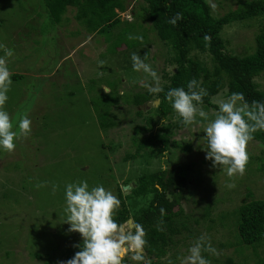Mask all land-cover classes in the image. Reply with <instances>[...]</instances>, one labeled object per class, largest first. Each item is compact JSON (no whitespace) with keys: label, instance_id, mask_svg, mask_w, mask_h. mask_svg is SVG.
Segmentation results:
<instances>
[{"label":"rangeland","instance_id":"rangeland-1","mask_svg":"<svg viewBox=\"0 0 264 264\" xmlns=\"http://www.w3.org/2000/svg\"><path fill=\"white\" fill-rule=\"evenodd\" d=\"M207 1L215 16L235 9L239 3ZM125 5L129 13L138 7V1L125 0ZM75 13V8L68 7L60 22L55 23L45 0H0V45L14 53L7 58L12 84L4 110L14 126L20 113H26L32 121L31 133L15 140L13 152L0 150V264H58L69 259L66 250L72 251L81 236L68 232L70 225L64 222L66 184L87 180L90 188L103 185L118 197L117 186L124 194L130 190L123 188L124 181L131 179L127 184L131 186L142 173L183 163H192V168L187 171V187L176 211L181 209L178 218L190 229L191 237L183 230L175 236L180 241L163 257L151 261L152 255L149 259L145 254L143 264H182L189 247L202 234L210 237L220 253L218 257L202 253L208 255L211 264H224L230 259L231 264L256 263L264 255V243L253 248L239 247L234 242L238 207L251 198H264V174L255 170L264 159V145L249 141L251 163L242 177L234 178V188L226 187L230 182L226 171L212 167L204 150V129L218 108L201 106L209 114L208 119L197 116L188 126L173 112L166 115L165 125L161 123L163 116L151 109L159 104L155 102L159 98L142 105L130 103L134 94L146 89L143 83H152L143 71L133 70L132 53L143 54L141 59L147 57L145 63L157 72L161 85L167 81L165 74L175 70L171 60L166 62L171 56L168 47L156 43L158 39L149 24L146 29L139 27V21L123 20L121 26L130 34L123 35L122 46L114 48L97 31L89 32L83 22L75 19ZM119 14L125 17L124 12ZM263 24L264 19H249L226 25L228 48L237 54L253 52L254 36ZM129 35L142 36V40L132 39L140 45L128 49ZM4 55L0 48V57ZM14 73L19 76L14 77ZM255 81L264 90V75ZM101 89L112 91L115 104L108 106L102 101ZM224 92L215 97L217 107L219 100L227 98ZM107 106L105 118L100 117L97 112ZM148 117L155 119L149 125ZM165 132L168 147L160 143L156 148L138 146L139 137ZM45 182L46 186L37 187ZM53 184L59 186L55 195ZM125 264L133 262L126 258Z\"/></svg>","mask_w":264,"mask_h":264},{"label":"trees","instance_id":"trees-1","mask_svg":"<svg viewBox=\"0 0 264 264\" xmlns=\"http://www.w3.org/2000/svg\"><path fill=\"white\" fill-rule=\"evenodd\" d=\"M137 1L138 7L131 8L129 13L126 11L125 0H45V3L55 23L60 22L68 7L75 8V19L83 22L89 32L97 31V34L103 35L114 48L122 46L120 38L123 35L130 34L126 27L121 26L124 23L123 20L128 23L139 21V27L143 26L146 29L149 24L150 30L158 39L156 43L160 41L163 46L168 47L171 56L166 59V62L171 60L175 70L165 74L167 81L161 85L163 91L159 94L150 93L146 88L134 94L130 103L142 105L153 97L159 98V104L151 109L156 115L163 116L161 118L174 112L165 98L167 91L175 87H183L187 91V84L192 79L197 80L199 88L207 91L201 105L204 108H218L214 100L222 91H225L223 95L227 97L234 92H241L249 104L253 100L264 102V90L258 87L255 81L256 77L264 75V24L255 34L254 50L249 54H237L229 49L224 30L226 25L233 22L264 19V0H238V6L235 9H230L221 16L213 15L212 6L207 0ZM119 12H124L125 17L121 18ZM176 13H182L183 19L174 26L168 23V20ZM129 28L134 30L133 27ZM205 37L209 39L206 40ZM113 38L116 42H113ZM150 41L155 43L153 39ZM140 43L130 39L126 47L129 49ZM147 53L150 54V51ZM205 56L208 58L207 61ZM153 58L154 55L151 59ZM13 76L17 77L19 74L14 73ZM100 92L102 101L108 106L117 101L115 97V99L111 97V90L101 89ZM116 93L122 95V93ZM108 106L97 114L101 113L100 117L105 118L104 114L109 111ZM153 120L155 119L148 117L146 123L149 125ZM252 140L264 145V131L255 132ZM137 141L138 146L142 148L149 146L156 148L159 143L162 147H168L169 139L165 132L162 135L139 137ZM126 157L130 158L131 154ZM190 168L192 163H183L142 173L134 178L135 184L131 185L127 194H124L117 186L121 206L115 219L119 223H126L131 218L132 222L144 227L147 233V244L144 250L148 255H152L151 261L163 257L170 246L177 244L180 239H176L175 236L183 233V230L189 232L187 237H191L190 229L178 218L181 209L176 211L180 205L181 193L187 187V171ZM255 170L264 174V159ZM130 181L131 179L126 180L124 184ZM161 209L164 210L163 213ZM237 211L238 235L235 236V245L239 247L251 245L255 248L263 244L264 198H251L244 201ZM81 243L82 241L79 242ZM79 250V247L69 250V259ZM36 256L39 257L40 254L37 253ZM205 257L209 259L206 254ZM224 264H231V259ZM254 264H264V255L258 257Z\"/></svg>","mask_w":264,"mask_h":264},{"label":"clouds","instance_id":"clouds-1","mask_svg":"<svg viewBox=\"0 0 264 264\" xmlns=\"http://www.w3.org/2000/svg\"><path fill=\"white\" fill-rule=\"evenodd\" d=\"M182 19L183 14L176 13L169 18L168 23L175 26ZM128 39L142 40L143 37L129 35ZM0 48H3L5 53L0 57V150L13 152L16 148L15 140L31 133L32 121L26 113H20L14 126L12 117L4 110L12 84V72L8 68L7 58L12 57L14 53L4 45H0ZM146 59V56L141 59L137 53H132V68L150 76L152 83H143L142 86L150 93L159 94L163 91L160 77L150 64L145 63ZM206 95L207 91L199 88L197 80L192 79L187 84V91L183 87L170 88L165 98L179 121L188 126L196 121L197 116L208 119L209 114L201 107ZM161 123L166 125L167 120L164 118ZM257 131H264V102L253 100L249 104L241 92H234L226 99L218 101L214 119L204 129L207 142V148L204 150L205 158L212 162V167L226 171L230 180L226 187L229 189L236 186L234 178L242 177L246 172L250 161L247 145ZM44 186L46 182L37 185L38 188ZM58 187L56 184L52 185L53 195ZM65 200L64 222L70 225L67 231L78 232L82 243L74 245L80 250L76 251L72 258L58 261V264H125L126 258L133 264H143L147 233L139 223L117 222L115 216L120 209L121 200L112 191L103 185L90 188L87 180H80L66 184ZM163 211L161 209L162 213ZM188 252L189 255L182 260V264H211V261L202 255L203 252L217 257L220 255L206 234L199 236Z\"/></svg>","mask_w":264,"mask_h":264},{"label":"flooded vegetation","instance_id":"flooded-vegetation-1","mask_svg":"<svg viewBox=\"0 0 264 264\" xmlns=\"http://www.w3.org/2000/svg\"><path fill=\"white\" fill-rule=\"evenodd\" d=\"M130 188H131V186H130ZM119 198V197H118ZM128 221V220H127ZM127 223V222H126ZM82 241V238H78V241ZM66 252H70L68 249L66 250ZM144 254H146L147 255V258H151V255H148L147 253H146V251L144 250ZM69 258V257H68ZM65 261H66V259H64Z\"/></svg>","mask_w":264,"mask_h":264},{"label":"water","instance_id":"water-1","mask_svg":"<svg viewBox=\"0 0 264 264\" xmlns=\"http://www.w3.org/2000/svg\"><path fill=\"white\" fill-rule=\"evenodd\" d=\"M155 102L158 104L159 100H155ZM131 185H132V184H131ZM123 188H124V189H129V188H130V185H124ZM129 221H132V219L129 218L127 222H129Z\"/></svg>","mask_w":264,"mask_h":264},{"label":"crops","instance_id":"crops-1","mask_svg":"<svg viewBox=\"0 0 264 264\" xmlns=\"http://www.w3.org/2000/svg\"><path fill=\"white\" fill-rule=\"evenodd\" d=\"M87 40V39H86ZM86 40H84L83 42H85ZM106 89V88H105Z\"/></svg>","mask_w":264,"mask_h":264}]
</instances>
